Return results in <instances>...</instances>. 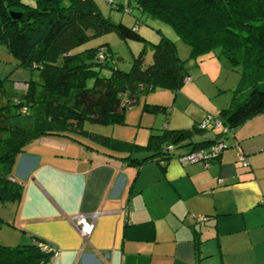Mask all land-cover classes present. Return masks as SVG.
I'll list each match as a JSON object with an SVG mask.
<instances>
[{
  "label": "crops",
  "instance_id": "crops-1",
  "mask_svg": "<svg viewBox=\"0 0 264 264\" xmlns=\"http://www.w3.org/2000/svg\"><path fill=\"white\" fill-rule=\"evenodd\" d=\"M231 134L190 135L228 142L206 169L174 159L129 165L127 154L69 134L34 139L12 169L22 192L1 206L0 245L39 240L58 251L49 264H264V115ZM93 212L100 215L83 240L70 218Z\"/></svg>",
  "mask_w": 264,
  "mask_h": 264
},
{
  "label": "trees",
  "instance_id": "trees-1",
  "mask_svg": "<svg viewBox=\"0 0 264 264\" xmlns=\"http://www.w3.org/2000/svg\"><path fill=\"white\" fill-rule=\"evenodd\" d=\"M105 2L129 14L128 7L132 6L145 17L168 26L189 47L192 58L212 53L241 68V79L245 81L243 92L220 110L222 126L235 130L247 120L264 115V0ZM11 13L18 17L13 18ZM110 32L124 41L139 42L143 48L128 72L113 70L109 77L101 78L99 69L107 66L110 57L107 45L75 49ZM156 32L160 38L153 44L137 32L136 24L127 28L103 16L95 0H34V6L21 0H0V45L17 60L18 67L40 71L45 94L44 117L34 118L23 127L0 128L1 205L17 203L21 198L22 187L11 173L17 155L32 140L81 133L85 120L100 125L122 123L124 112L135 103L139 88L159 87L175 94L180 90L189 73L176 54L175 42L159 29ZM146 48L151 50L152 60L145 66ZM87 79L93 80L89 88L85 86ZM71 92L72 101L64 103L63 99ZM124 92H127L126 101L121 98ZM24 98L16 105L26 107L33 102L30 86ZM168 109L162 105H145L142 110L166 114ZM200 123L191 130L165 127L161 134L150 135L144 146L101 136L91 138L106 149L127 154L123 160L129 165L141 166L152 161L163 166L176 160L163 151L164 147L186 148L191 152L216 143L190 141L192 131L207 129H198ZM1 132L6 134L2 137ZM135 153H142L144 157L131 158ZM42 244L45 243L35 240L30 245H0V264H49L52 250H41Z\"/></svg>",
  "mask_w": 264,
  "mask_h": 264
},
{
  "label": "rangeland",
  "instance_id": "rangeland-1",
  "mask_svg": "<svg viewBox=\"0 0 264 264\" xmlns=\"http://www.w3.org/2000/svg\"><path fill=\"white\" fill-rule=\"evenodd\" d=\"M113 1L115 3L122 2L120 0ZM95 2L99 6L100 13L105 17H110L114 22L122 23L127 28L136 24L137 32L149 42L155 44L159 41L157 29L161 31L162 35L175 42L176 54L184 62V68L188 71L191 80L184 83L176 94L159 87H155L153 90H149L147 87L139 88L135 103L124 112L122 123L100 125L85 120L81 133H69L72 138L86 145L97 144L91 137L101 136L144 146L150 135L162 133L163 125L175 130H186L194 121L202 122L207 115L220 122L221 105L223 108L227 107L232 99L240 97L245 83L241 79L242 70L240 67L232 66L226 58L212 53L192 58L189 47L178 39L168 26L145 17L131 5L128 7V10L131 11L129 14L115 10L105 0H95ZM100 45H107L110 51V57L106 61L107 66L99 69L98 75L101 78L109 77L113 70L128 72L131 63L143 48V44L139 42L124 41L114 32H110L90 40L76 48L75 51L95 48ZM151 56V50L146 48L145 66L151 63ZM17 64V60L8 53L4 46L0 45V128L23 127L31 124L34 118L44 117L42 99L45 94L40 71L21 68ZM92 85V79L85 81L87 88ZM28 86L32 90L33 102L28 103L26 107L17 106L16 103L24 101ZM126 95L127 92L121 93L123 101H126ZM71 101L72 92L68 98L63 99V102L67 104ZM145 105H162L169 109L166 114H149L142 110ZM222 129L223 126L211 128L209 125L206 131L201 133L192 131L191 135L196 140L201 139L206 133L212 135L213 138H218ZM1 134L3 137V134L6 133L1 132ZM223 144L228 148L227 141ZM183 149L185 148L174 147L175 152H182ZM1 206L0 210H3L5 207ZM1 224H3L2 221H0V233L2 232Z\"/></svg>",
  "mask_w": 264,
  "mask_h": 264
},
{
  "label": "built area",
  "instance_id": "built-area-1",
  "mask_svg": "<svg viewBox=\"0 0 264 264\" xmlns=\"http://www.w3.org/2000/svg\"><path fill=\"white\" fill-rule=\"evenodd\" d=\"M190 78H185L183 80L184 83L189 82ZM212 128H221L222 124L216 120L215 118L211 117L210 115L206 116L205 119L198 125V129L203 130L206 129L208 126ZM166 126L164 125L163 128ZM231 130H228L226 127L223 126L222 133L227 135ZM223 141L216 142L209 147L200 148L195 151H186L184 153L175 152L174 148L171 146H167L163 148V151L168 152L175 158L181 165H192V164H200L203 166L204 169L208 168L210 163L214 161L223 150L227 147L224 146ZM238 162L241 164L243 168L248 166V163L244 156H240L238 158ZM223 180L219 179L218 184H222ZM100 213L93 212L90 214H76L71 216L70 223L73 228L79 233L83 240H86L91 236L94 230L95 221L99 217ZM203 219H197V222L202 223ZM41 250H52L51 259H55L58 256V251L52 249L47 244L39 245Z\"/></svg>",
  "mask_w": 264,
  "mask_h": 264
},
{
  "label": "water",
  "instance_id": "water-1",
  "mask_svg": "<svg viewBox=\"0 0 264 264\" xmlns=\"http://www.w3.org/2000/svg\"><path fill=\"white\" fill-rule=\"evenodd\" d=\"M11 16H12L13 18H17V17H18V14H16V13H11Z\"/></svg>",
  "mask_w": 264,
  "mask_h": 264
}]
</instances>
